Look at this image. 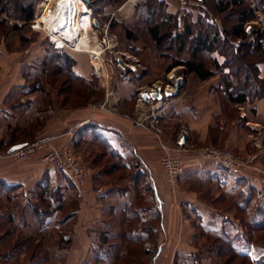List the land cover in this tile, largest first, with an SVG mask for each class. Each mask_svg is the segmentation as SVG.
<instances>
[{
    "label": "crops",
    "instance_id": "crops-1",
    "mask_svg": "<svg viewBox=\"0 0 264 264\" xmlns=\"http://www.w3.org/2000/svg\"><path fill=\"white\" fill-rule=\"evenodd\" d=\"M184 1L177 0L181 4ZM124 6L125 4L118 11ZM181 9L187 10L182 6ZM197 17V12H192L191 21L195 22ZM215 22L219 26L218 21ZM247 26L249 23L244 28ZM188 57L187 54L182 59ZM76 61L78 71L87 77L79 68L78 59ZM20 63L12 53L3 50L0 55V182L9 188H0V228L21 226L26 227V231L30 230L31 224L28 221L31 220L26 218L25 211L30 209L35 216V208L30 207V204H36L34 192L37 185L42 183L47 188L59 191L63 200L61 204L63 208L70 210L72 218L79 212L82 229L78 238L86 248L83 258L90 256V259H104L109 256L108 253L104 255V247L109 245L112 261L108 264H220L216 251L202 249L206 237L200 233L212 234L214 237L222 232L236 231L235 226L239 223L228 218L224 210L230 209L231 204L229 202L227 206L226 202L234 196L239 201V195L244 194L243 184H240L239 191L233 190L234 185L239 181L247 183L250 178L242 174H216L214 165L200 157L198 150L205 145L244 150L251 141L249 134H254L258 128L264 129V96L252 105L232 107L235 116L227 118L214 91L219 87L220 76L215 75L201 81L195 74L187 72L183 88L176 97L169 100L158 124H147L145 128H139L135 122L150 115L153 109L151 105H136L137 91L140 88L147 90L152 84L166 80L169 73L182 67L177 66L167 72L171 62L165 65L161 60L162 67L152 69L153 62L150 64L144 61V68L141 69L143 77L128 81L114 80V84L108 80L98 105L67 107L52 112L42 126L37 124L33 139H50L55 150L74 151L92 166L90 176L81 187L76 188L80 194V203L74 207V182L48 168L41 161L40 153L24 160L5 155L10 146L23 144L19 140L10 143L11 137L21 135L26 126L35 124L41 117L38 109L42 103L39 102L42 93L38 91L24 94L23 86L26 82ZM15 128L17 130L14 134L12 132ZM181 129L187 132L184 139L186 146L176 150V137ZM29 138L30 136L23 142L29 141ZM170 151L177 153L184 162V171L178 178L175 190L167 187L160 165L161 158ZM261 161L264 165V159ZM138 179H143L150 186L142 193L136 188ZM196 182L200 186H210L209 191L194 187ZM250 183L256 195H261L259 205L264 209V186L258 179ZM26 192L33 193L30 200V197H25ZM140 193L141 207L147 211L146 218L153 222L155 218H152V213L155 209L160 212V217L153 225L155 237H145L142 250L130 255L127 254L125 241L119 235V218L125 205L133 202ZM244 198H248L247 193ZM13 201L19 204V218L13 217L11 212L17 206L15 209L6 207ZM24 201L29 209L22 205ZM243 201L236 202V207L245 204ZM52 208L56 209L54 215L63 210L62 206L58 209L57 204ZM73 208L77 212H73ZM72 218L69 220L72 221ZM35 221L37 232H40L42 225L38 219ZM47 225L53 226L49 220ZM97 227L105 229L103 232L106 229L110 231L107 241H102V232L96 231ZM7 232L9 231L6 229L3 233ZM17 237L15 235V239ZM236 247L253 258H259L263 254L259 247L258 254V249L256 253L250 252L246 245L236 244Z\"/></svg>",
    "mask_w": 264,
    "mask_h": 264
},
{
    "label": "trees",
    "instance_id": "trees-1",
    "mask_svg": "<svg viewBox=\"0 0 264 264\" xmlns=\"http://www.w3.org/2000/svg\"><path fill=\"white\" fill-rule=\"evenodd\" d=\"M40 1L14 0L12 2V0H0V23L8 21L13 16L15 13L14 6H16L17 17H15V20L17 22L11 26V29L17 31L21 27L18 22L24 26L28 25L34 17V6ZM126 1L90 0L89 7L93 17L100 25L108 24V30H110L114 25H120L121 23L115 19L114 11H108V8L112 6L120 8ZM162 2L164 1H139L135 5L138 9V15L136 12L134 15L143 22L142 25L146 29L149 40L156 49L166 47L168 42H176L178 44L177 53L181 54L183 51L189 53L188 59L180 58L172 61L167 68V72L174 67L182 66L188 73L195 74L201 81L219 75L220 84L214 91L218 95L221 108L227 118L235 116V111L232 107L251 105L264 96V29L257 33L254 40H248L244 28L247 23L255 19L257 10L264 12V7H255L246 0H203L196 3L200 4L202 9H206L210 16L202 12L203 10H199L197 11V20L192 22V13L189 10L182 11L181 18L177 14L159 11V5ZM258 3H261V1L258 0ZM156 15L160 16L159 20H154ZM148 16L150 20L147 19ZM215 17H218L225 24L223 28L217 25ZM180 21H182V24H180ZM179 28L180 31L178 32ZM125 34L127 41H138L132 28H127ZM46 45V52H44L43 57L38 61L36 60L37 62L34 61L31 64H27L26 69L23 71L26 82L23 86L24 94L39 91L44 95L43 102L38 109L41 117L37 119V123L26 126L21 135L11 137L10 143L18 140L23 144L36 141L32 136L37 124L42 126L50 114L56 110L78 107V103H74L73 95L79 96L77 98H82L84 94L81 91L73 90L69 84L72 85L74 82L83 85L90 84L93 81V79L84 77L78 71L77 61L69 52H54L47 42ZM126 47L121 46V49L126 50ZM118 49L120 50L119 47ZM200 55H205L207 61H202ZM32 73L34 76L30 77ZM62 75L66 76L67 80H61L60 77ZM43 78H47V82ZM60 82H63V85L68 83V85L52 97L48 94L46 87ZM58 98L62 99L59 103L57 102ZM69 102L70 104H68ZM16 130L17 128L12 133L15 134ZM29 136V141L23 142ZM11 147L13 146L6 149V152ZM5 186L4 183L0 182V188L9 189ZM146 187H150L147 182L145 183L143 179L141 181L137 180L136 188L138 192L142 193ZM252 190L253 192L245 200V204L237 208V211L245 215L248 213L247 205L250 199L253 198V194L256 195L254 189ZM141 193L133 202L125 205L119 218V235L125 241L127 254L130 255H135V253L142 250L145 237L150 239L155 237L156 230L153 225L157 223L155 221L160 215V212L155 209L152 213V218H155L153 222H150L147 219L148 217L146 218L147 211L142 209V204L140 203ZM31 195H33L32 192ZM34 198L36 199V204H30V207L33 206L35 208V214H38L40 224L45 223L54 214L56 210L52 208L54 204L58 205V209H61L59 206H63L61 204L63 202L62 195L59 194V191L47 188L42 183L37 185ZM246 202L248 203L246 204ZM235 227L234 236H231L229 232H222L214 237H212V234L204 232L200 234L214 244L213 247H215L217 256L220 258V264H233L234 260L241 264H264V252L259 258H253L250 254L243 253L241 249L236 247V244L257 245L256 241L251 239V236L254 232L264 231V209L258 205L249 220H244L243 225L239 222ZM109 236V233L102 232V241H107ZM31 242V236H18L12 250L16 251V253H21ZM32 255L33 253L30 256L33 257ZM1 259L3 264L5 259L7 262L9 258L8 255H3ZM98 259L100 260V258L96 257V260Z\"/></svg>",
    "mask_w": 264,
    "mask_h": 264
},
{
    "label": "rangeland",
    "instance_id": "rangeland-1",
    "mask_svg": "<svg viewBox=\"0 0 264 264\" xmlns=\"http://www.w3.org/2000/svg\"><path fill=\"white\" fill-rule=\"evenodd\" d=\"M139 1L142 2L143 0H133L132 3H130V0L129 1L127 0L124 3L125 6L123 7L121 11H118L119 9L118 7L114 8L112 6L108 8V11H111V12L114 11L115 19H117L119 23H121L120 25H114L108 31V38L114 39V40L116 38L118 42L117 48L118 47L120 48V50L118 49V52H125V53L129 52L128 54H130L131 56H134L138 60L139 64L141 65V68H144L142 65L144 64V61H148L150 64L153 62L154 68L152 69H160V67H162L161 65L163 64L161 63V60L166 65L167 62L169 63V62L174 61L175 59L185 58L187 54L189 55V53L187 52L186 54L185 51H183L181 54L177 53L176 50H177L178 44L176 42L175 43L168 42L166 47H162L159 49H156L154 47L152 42L149 40L146 29L142 25L143 22L140 21L139 17H136V15H134L135 12L138 15V12H137L138 9L135 7V5ZM163 1L164 2H162L159 5V11L167 12V13H175L179 16V18H180V14L182 15V11H184L181 9V6L184 9L189 10V12L191 13L192 12L196 13L199 10H203L202 12H205L207 16H210L206 9H202L200 4H197L192 0H185L184 2H182V4L180 2H177V0H163ZM246 1L248 3H252V5L255 7H258V8L264 7V0H260L261 3H258V0H246ZM12 2H14V0H12ZM39 3L40 2L36 3L34 6L33 19H35L37 15ZM212 4H215V3H212ZM14 7H15V13L14 14L12 13L13 16L9 18L8 21L6 20L5 22L0 23V55L3 52V50L6 53L14 54L17 58L18 63L21 62L20 63L21 68H22V71H24L26 69L27 64H31L34 61L37 62L40 58L43 57L44 52H46L45 46H47L46 45L47 38H46V35L43 34V32H35L30 28L31 21L28 25H25V26L22 25L20 22H18L19 26L21 25V27H19L17 31L12 30L11 26L13 24H16L17 22L15 20L16 19L15 17H17L16 6ZM159 17H160L159 15H156L154 17V20L156 19L159 20ZM147 19L150 20L149 16ZM215 20L218 21L220 27L222 28L224 27L225 24L221 22L218 17H215ZM263 21H264V12L257 10L255 12V19L249 23V26H251L252 28L251 34L248 35L249 40H254L257 33L261 32V30L263 29L261 26L262 25L261 22ZM127 28H132V30L135 31V35L138 41H135V42L127 41L126 34H125ZM179 31H180V28L178 32ZM98 34L99 33H97V35ZM98 36H97V41H98L97 45L100 41V38ZM127 45L128 47H126ZM121 46L124 48L126 47V50L121 49ZM130 47L133 49L129 50ZM115 50L110 49V50L104 51L101 55L102 58H106L107 55L109 54V51H115ZM65 51L69 52V54L74 59H78V62H80L79 68L82 70L84 74L88 75L86 78L93 79V81L90 82V84L82 85L80 83L76 84L74 82L72 85L69 84L70 86H72L73 90H76L78 92L81 91L84 94L82 98H77L79 96L73 95L74 103L77 102L78 107H87V106L92 107L94 105H98L100 100L103 98L102 91H104L107 75H106V78H105V75H101L102 79H99L97 76H95L94 74L95 69H93V64H91V61L93 59L89 54L78 52V51H73L70 49L65 50ZM200 59L204 62L207 61L205 55H200ZM103 68L105 70V67ZM105 74H108L111 76V72L108 69V67H107V70H105ZM138 74L139 75L137 77H140V78L143 77L142 71L139 72ZM242 74L243 73H241V75ZM33 76L34 74L32 73L30 77H33ZM103 78L105 79L103 80ZM110 78H111L110 80L114 84V80H115L114 76L112 75ZM60 79L67 80V77L66 76L64 77V75H62ZM43 80L47 82V78H43ZM111 81H109V84ZM163 82H167V81L164 80ZM66 85H68V83ZM66 85H63V82H60L58 84L50 85V87H46V90H48L47 91L48 94L54 97L55 94L63 90L66 87ZM43 97L44 95H41L39 102L40 101L43 102ZM61 101L62 99L58 98L57 102L59 103ZM68 104H70V102ZM258 129L259 130L256 131L254 134H249V138H251V141L249 142V144L245 146L244 150L242 151L230 150L234 155L246 161V164H247L246 167L244 168V170L239 171L240 172L239 174H242L250 179L247 181L245 180L247 183H243L242 181H239L238 183H236V185H234L235 188L233 190L239 191V189L241 188L240 184L241 185L243 184V189H244L243 193L244 194L247 193V196H250V194L252 193L250 182L252 183L256 182V179H258L259 182L262 183V185L264 186V165H262L263 162L261 161L262 159H264V129L263 128H258ZM184 145H185V142L182 145V147L186 146ZM206 146H215L219 148H224V147H220L216 145H205L199 148V150ZM39 153L42 157L43 155L42 152H39ZM183 167H184V162H183ZM235 175H238V174H235ZM66 178L68 180H71L68 177ZM72 186L74 188L73 195H72V206L75 207L80 203V194H79V191L76 189L78 186L75 185L74 183H72ZM194 187H197V188L202 187L205 191H209L210 186H207V185L205 186V184L200 186V184L196 182V185ZM244 194L241 193L239 195L240 198L238 199L240 203L243 200H245ZM31 196L28 200L31 199ZM252 197L254 199L251 198L249 201L247 215L240 213V211L235 210V208H238L236 207V202H239L236 200L235 196L232 197L233 201L229 198L230 201L226 202V205L228 206V203L230 202L229 204H231V207L230 209L227 208V210H224L226 211L228 218H232L236 220L237 223L240 222V224L242 225L244 223V220L246 219L249 220L252 213L256 211V207L262 201V197L260 194H257V195L253 194ZM243 203H245V201H243ZM22 205L26 207L27 209H29L28 208L29 206H27V203L25 204V201L23 202ZM16 206H17V209L15 211H11V210L10 211L13 212V217L16 216L19 218V213H20L18 209L19 204L13 201L6 205V207H9L12 209H15ZM208 207L212 208V205L210 206L208 204ZM62 209L63 210H61L60 212H56L57 214L55 215L53 214L50 218H48L45 221V223L41 224L42 227L40 229V232L39 231L37 232V229H36L37 225L35 221L39 218L38 214H34L35 216H33L32 213L30 212V209L29 211L27 210L25 211L26 218L31 220V221H28L31 224V226H29L30 228L29 231L24 230V228L26 227H21V226H18V227L10 226L9 228L8 227L0 228V231H1L0 232V264H2L1 257L3 255L5 256L8 255V258H9L7 262L5 259V262L3 264H108L110 263L112 259L110 258L111 246L109 245H106V247H104V250H103L105 253L104 255H107L106 253L109 254V256H106L104 259L103 257L100 258V260L99 259L96 260V258L90 259V256L89 258L82 257V254L85 253L84 250H86V248H85V244L81 243L78 238L80 236L81 229H82L81 223H80L79 212L78 214L73 215V218H72L69 215L70 210L63 208V206H62ZM222 209H224V205L222 206ZM73 212H77L76 209L73 208ZM222 213L223 215H225L224 212ZM70 217L73 219L72 221L69 220L71 219ZM48 220L51 224H53V226L47 225ZM67 221L68 223H66ZM55 225H58V226L54 227ZM6 229L9 232L3 233L5 232ZM104 230L102 229V227H97L96 231L98 232L100 231L101 233ZM106 232L109 233L110 231L106 229ZM14 233H16L15 235H18V236H23V235L25 236L26 234L28 235L30 234L29 236L32 237V242L29 245H27L26 249L22 251L21 253H16V251L12 250V248L15 245L14 242L16 241ZM231 234L234 235L235 232L232 231ZM251 239L253 241H256L257 245L249 246L248 251L256 253V249H258L257 254L260 252V250L261 251L263 250L264 252V231L254 232L251 236ZM213 246L214 244L208 240L202 243V249L204 251L211 250L212 252L213 251L215 252V247ZM257 247H259L260 250ZM94 251H97V250H94ZM31 253H33L32 255L33 257L30 256ZM69 258H71V260ZM233 264H241V263L234 260Z\"/></svg>",
    "mask_w": 264,
    "mask_h": 264
},
{
    "label": "built area",
    "instance_id": "built-area-1",
    "mask_svg": "<svg viewBox=\"0 0 264 264\" xmlns=\"http://www.w3.org/2000/svg\"><path fill=\"white\" fill-rule=\"evenodd\" d=\"M81 4L83 5V7L86 6V8H88V17L91 20V23L89 24V28L94 30L96 41H97V36L99 35L98 37L100 38V41L98 43V47L101 49V52L103 53L104 51L110 49L115 50V48L117 50V51L116 50L109 51V54L107 55L106 58H102V56H100V62L102 66L105 67V70H107L108 67V69L111 72V76L113 75L114 79L117 81H128L132 78H136L139 75L138 73L142 69L138 60L134 56L128 54L129 52L127 53L118 52V48H117L118 42L116 38L115 40L108 38V31H109L108 24L100 25V23L93 17L90 7L86 5L83 0H81ZM53 8H54V0H41L38 5L37 15L35 19H33L30 23V28L35 32H43V34L46 35L47 42L51 46L52 50L56 52H62L68 49L73 50L70 43L66 40H64V43L61 44L53 40L51 34L47 30H45L42 26L43 23L40 21L41 19H39V15L41 13H44L46 9L49 12ZM81 17H83V15H81ZM93 20H96L98 22L99 24L98 28L94 27ZM261 24H262L261 25L262 28L264 29V21L261 22ZM97 33L99 34L97 35ZM131 49L132 48L130 47L129 50ZM116 56L122 59L124 64V70L118 69V65L115 63L114 60ZM95 60L96 59L92 60L91 64ZM94 74L99 79H102V76L97 73V70H94ZM111 76L105 74V78H106L105 86L107 85V81L111 79L110 78ZM154 86H160L163 89L172 90V88L167 84V82H163V81H158L157 83L152 84L149 88H147V90L153 92ZM144 91L145 90L142 88H140L137 91L136 105L137 106L151 105L153 111L147 117L135 122L136 127L139 128H145L147 124L151 126H156L158 124V121L163 118L164 111L167 105L170 103L169 100L171 99V98H164L161 101H156V102L147 101L146 103H143L141 96ZM186 137H187L186 130L181 129L176 137V142H175L176 150L182 148V145L184 144L183 140ZM182 141L183 144H181ZM39 152H42L43 154L41 157V161L44 164H46L48 168L53 169L56 172L60 173L61 175L68 177L77 186H81L92 172V166L89 163L83 161L82 156L80 154L75 153L71 150L64 152H59L55 150L51 144L50 139H41L24 144V147H22L21 149L15 150L10 154L6 152L5 155L8 157L16 158L18 160H24L27 157ZM198 154L204 160L211 162L214 165V171L216 174L240 173L239 171L244 170V168L247 165L245 160L234 155L230 150L226 148L206 146L198 150ZM160 165L163 171V178L165 180L167 187L170 190H175L178 187V178L184 171L182 158L178 156L177 153H175L174 151H170L161 158ZM30 196L31 193L26 192L25 197L29 198Z\"/></svg>",
    "mask_w": 264,
    "mask_h": 264
},
{
    "label": "bare ground",
    "instance_id": "bare-ground-1",
    "mask_svg": "<svg viewBox=\"0 0 264 264\" xmlns=\"http://www.w3.org/2000/svg\"><path fill=\"white\" fill-rule=\"evenodd\" d=\"M39 19L53 40L59 44L66 40L73 50L89 54L93 60L96 59L92 64L97 73L105 75L100 62L101 49L97 45L94 30L89 28L91 20L88 17V8L83 7L81 0H54V8L49 12L46 9L39 15Z\"/></svg>",
    "mask_w": 264,
    "mask_h": 264
},
{
    "label": "water",
    "instance_id": "water-1",
    "mask_svg": "<svg viewBox=\"0 0 264 264\" xmlns=\"http://www.w3.org/2000/svg\"><path fill=\"white\" fill-rule=\"evenodd\" d=\"M83 1L85 2L86 5L88 6L90 5V0H83ZM179 1H184V0H179ZM93 25L95 28H98L99 26L96 20H93ZM245 32L247 35H250L252 32L251 26H247ZM114 60L115 63L118 65V69L124 70V64L122 59L116 56ZM93 68L95 69L94 65ZM186 73L187 71L183 67H180L177 70H173V72L169 73V75L166 78L167 84L172 88V90L163 89L160 86H154L153 92L145 90L141 96L143 103H146L147 101L156 102V101H161L164 98L176 97L184 86ZM183 141L181 142V144H183ZM22 147H24V144L13 146L7 151V153L10 154L15 150L21 149Z\"/></svg>",
    "mask_w": 264,
    "mask_h": 264
}]
</instances>
